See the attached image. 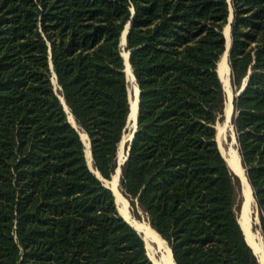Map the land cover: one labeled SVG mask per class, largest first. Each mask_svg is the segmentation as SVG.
I'll return each mask as SVG.
<instances>
[{
  "label": "trees",
  "instance_id": "16d2710c",
  "mask_svg": "<svg viewBox=\"0 0 264 264\" xmlns=\"http://www.w3.org/2000/svg\"><path fill=\"white\" fill-rule=\"evenodd\" d=\"M230 7L234 91L246 81L232 123L264 246V0H0V264H153L60 99L111 179L129 130L130 19L137 125L118 180L130 217L175 264H259L216 141Z\"/></svg>",
  "mask_w": 264,
  "mask_h": 264
},
{
  "label": "water",
  "instance_id": "95a60500",
  "mask_svg": "<svg viewBox=\"0 0 264 264\" xmlns=\"http://www.w3.org/2000/svg\"><path fill=\"white\" fill-rule=\"evenodd\" d=\"M228 1H230V0H228ZM232 18H233V11H232V7H230V13H229V16H228V19H227V22L229 23V26H230V28H229V34H230V41H229V43H228V40H227V37H226V34H225V31H224V28H223V36H224V39H225V49H226V47H227V54H228V57H229V54H230V51H231V22H232ZM131 24H132V20L130 19L127 23H126V25H125V27H124V29H123V31H122V33H121V37H120V44H121V46L123 45V49H124V45L126 44V35H127V32H128V29L130 28V26H131ZM122 35H124V39H123V41H122ZM227 43H228V46H227ZM125 51V50H124ZM225 51V50H224ZM126 53H127V62L129 63V60H128V58H129V50H127L126 51ZM121 55H122V57H123V60H124V65L126 66V60H125V58H124V55H123V53L121 52ZM228 61H229V59H228ZM218 64V63H217ZM130 65V64H129ZM131 67V66H130ZM230 67V66H229ZM124 69H125V73H126V76H127V72H126V67H124ZM131 71H132V68H131ZM231 71V70H230ZM132 74H133V72H132ZM218 74V73H217ZM54 78H55V75L53 74V81H54ZM220 79V78H219ZM127 80H128V83L130 82L131 83V81H130V79H129V77L127 76ZM133 80L135 81V78H134V75H133ZM220 81H221V79H220ZM136 83V82H135ZM245 85H246V81H244L243 82V84H242V86H241V88L240 89H238L236 92H235V94L234 95H232V108H233V111H232V115H231V117H230V120H231V129H232V132L234 133L233 135H234V142H235V144H236V150H237V154H238V158H239V162H240V164H241V167H242V169H243V173H244V176H245V178H246V182L248 183V185H249V188H250V190H251V196H252V199H253V202L255 203V200H254V197H253V192H252V188H251V186H250V184H249V182H248V179H247V176H246V169L242 166V163H241V160H240V155H239V151H238V145H237V138H236V135H235V132H234V128H233V123H232V120H233V118H234V98L236 97V96H238L243 90H244V88H245ZM136 87H137V94H136V96H135V93H134V91H133V88H132V86H131V90L129 89V102H130V109H129V113L131 112V109H132V103H131V101L132 100H134V98H136V109H135V117H129V114H128V118H127V124H128V122H130V121H132V124H133V126H132V130H131V132H130V136H128V138H127V141H128V144L126 145V149H125V152H124V154L122 155L123 157L121 158V159H119V155H118V153H117V158H116V163H117V166H116V169L118 168V170H119V173H118V180H119V176H120V166H121V164L123 163V161L125 160V158H126V156H127V154H128V149H129V143L131 142V140H132V138H133V136H134V133H135V130H136V122H137V109H138V94H139V90H138V86H137V84H136ZM60 99H61V102H62V104H63V106H64V108H65V112H66V115H67V120H68V122H70V124L79 132V135H80V138H81V140H82V142H83V144H84V147H85V140L87 139V143H88V148H89V159L87 158V156H86V154H85V158H86V161H87V164H88V166H89V168H91V170L96 174V176L98 177V178H100V180L103 182V184L107 187V188H109L111 191H112V188H111V185H110V179L109 180H107V179H104L103 177H101V175L99 174V172L97 171V170H94L93 168H92V158H91V151H90V141H89V138H88V136H87V134H86V138H83V137H81V134H80V131H82L80 128H79V126L75 123V121H74V118H73V116H72V114L70 113V110H69V108H68V106L66 105V103H65V101H64V98L63 97H60ZM225 100H226V98H225ZM224 113H225V111H224ZM70 115V117H71V119L69 118V115ZM124 135V134H123ZM123 140V136H122V139H121V141ZM121 141H120V143H121ZM216 141H217V138H216ZM217 145H218V143H217ZM119 146H120V144H119ZM220 150V149H219ZM118 152H119V148H118ZM220 152H221V150H220ZM228 153H229V150L228 151H225V152H221V154H222V156L224 157V159H225V161H226V163H227V165H228V167H229V169L231 170V172L234 174V175H236L237 177H238V179H239V181H240V183H241V192H242V201H241V204H240V207H239V210H238V212H237V220H238V222H239V224H240V227H241V229H242V232H243V234H244V237H245V240H246V242H247V244L251 247V249H252V251L254 252V254L256 255V257H257V260H258V262H259V264H264V258L263 257H261V253L259 252V250H253V247H252V245L250 244L251 243V241H250V239L249 240H247V238H246V231L244 230V228L241 226V222H240V219L241 218H243L244 216H247L246 217V219H244V221H245V223H248V224H246L247 226L246 227H248L251 231L253 230V228H251L250 227V223H249V221H250V215L252 214V212L255 214L256 213V222L259 220V216H258V209H257V206H256V203L254 204L255 205V210H251V206H250V203H246L245 201H247L246 200V195H245V191H244V183H243V180H242V178H241V173L239 172V171H235L230 165H229V162L227 161L228 160ZM116 169H115V171H116ZM117 185H118V181H117ZM113 192V191H112ZM113 195H114V193H113ZM114 201H115V204H116V207H117V210H118V212H119V214L121 215V217L122 218H124L141 236H142V238H143V241H144V244H145V248H146V243H151L152 245H155L156 247H158L157 245H156V242L153 240V239H151L146 233H145V231L143 230V229H141V228H139V227H137L136 226V224L134 223V222H132V221H130V220H128V219H126L124 216H123V214L119 211V204L117 203V201L115 200V196H114ZM245 204L247 205L246 207H245ZM150 225V224H149ZM257 232L259 233V235H260V240H261V249H262V251L264 252V246H263V241H262V236H261V234H260V231L259 230H257ZM161 237V236H160ZM167 243V242H166ZM158 248H160V247H158ZM161 249V248H160ZM163 253V252H162ZM146 254H147V256L149 257V259L152 261V263L153 264H164L163 263V261H162V258H161V256H162V254L160 255V257H159V259H152L150 256H149V254H148V252L146 251ZM175 264V263H174Z\"/></svg>",
  "mask_w": 264,
  "mask_h": 264
},
{
  "label": "bare ground",
  "instance_id": "6f19581e",
  "mask_svg": "<svg viewBox=\"0 0 264 264\" xmlns=\"http://www.w3.org/2000/svg\"><path fill=\"white\" fill-rule=\"evenodd\" d=\"M226 32V31H225ZM226 37L227 39L230 41V34L228 35V31L226 33ZM122 41L124 39V35H122ZM123 53V52H122ZM227 53H223V55H221L220 59L218 60V64H217V73H218V76L219 78L221 79V82L225 83V85L227 84L228 85V79H229V75H230V67H229V64H228V58H227ZM124 55V58L126 60V72H127V76L129 77L130 81H131V86L133 88V91L135 93V96L137 94V87H136V84L133 80V74H132V71H131V67L129 65V63L127 62V53L126 51L123 53ZM226 85V86H227ZM232 97V96H231ZM132 103V109H131V112L129 113V117H135V109H136V98H134V100L131 101ZM231 98H230V92H229V95H228V99L226 100V103H225V116L226 118L228 119L229 116H230V113L232 115V112H231ZM232 111H233V108H232ZM69 115V114H68ZM231 117V116H230ZM69 118L71 119L70 115H69ZM227 124V123H226ZM224 126H225V123H224ZM219 128V127H218ZM217 128V129H218ZM224 128V127H223ZM221 127L219 128V131H216L217 132H222L220 131ZM224 130V129H222ZM80 134H81V137L83 138H86V133L84 131H80ZM218 135V134H217ZM220 136V135H219ZM235 141V140H234ZM219 144V143H218ZM220 145V144H219ZM221 148V147H220ZM222 150V149H221ZM85 151H86V156L87 158L89 159V148H88V143H87V139L85 140ZM237 151V150H236ZM222 152V151H221ZM229 162V165L236 171H239L241 173V178L243 180V183H244V191H245V195H246V200L245 201L247 204L250 203V206H251V202L253 201L252 199V196H251V190L249 188V185L248 183L246 182V178L244 176V173H243V169L241 167V164L239 162V158H238V154L236 153H233L231 155L228 156V160ZM118 173H119V170H117V177L116 175L110 180V185H111V188H112V191L114 193V196H115V200L117 201V203L119 204V211L123 214V216L134 222L136 224L137 227L143 229L144 231L148 232L149 233V236H151L150 238L153 239L155 242L156 240L159 241V243H165L164 240H162L160 238L159 235H157V232H155L151 227L150 225L148 224V222H139V221H136L134 219H132L129 215H128V212H127V209H126V205L124 203V200H123V197L122 195L120 194L119 192V189H118V185H117V181H118ZM254 203V202H253ZM247 205L245 204V207ZM255 206V205H254ZM247 216H244L243 218L240 219V222H241V226L244 228V230L246 231V238L247 240L250 239L251 241V245L253 247V250H259V252L261 253V257L264 258V252L262 251L261 249V240H260V235L258 233L257 236H255L252 231L246 227L247 225L243 224V221L244 219H246ZM248 224V223H246ZM257 237V238H256ZM156 245H157V242H156ZM166 253H162V261L164 264H174V261H173V258H172V253H171V249L166 247Z\"/></svg>",
  "mask_w": 264,
  "mask_h": 264
},
{
  "label": "rangeland",
  "instance_id": "374dc122",
  "mask_svg": "<svg viewBox=\"0 0 264 264\" xmlns=\"http://www.w3.org/2000/svg\"><path fill=\"white\" fill-rule=\"evenodd\" d=\"M229 28H230V26H229V23L227 22V24L224 26V31H226L225 32V34L227 33V31H228V35H229ZM228 40V39H227ZM228 43H229V40H228ZM228 43H227V46H228ZM122 52L124 53L125 51H124V49H123V45H122ZM227 53V47H226V49H225V51L223 52V53ZM223 55V54H222ZM227 55V58H228V54H226ZM229 81H228V85L226 86L225 85V83H223L222 82V85H223V89H224V91H225V98H226V100L228 99V95H229V92H230V98H231V106H232V95H234L235 94V92L236 91H234V89H233V85H232V79H231V75H229V79H228ZM135 82V81H134ZM136 84V83H135ZM128 85H129V89L131 90V83L129 82L128 83ZM231 112H232V108H231ZM230 116H231V113H230ZM230 116H229V118L227 119L226 118V116H225V113H224V115H223V117L221 118V120L220 121H217V123H216V131H219V128L221 127V129H220V131H222V132H217L216 133V138H217V143H219L218 144V147H219V149L222 151V153L223 152H225V151H228L229 150V153H228V156L229 155H231V154H233V153H236L237 154V151H236V144H235V142H234V135H233V133H232V129H231V120H230ZM224 123H225V126H224ZM227 123V124H226ZM132 126H133V124H132V121H130V122H128V124H127V127L129 128V130H127L125 133H124V135H123V140L121 141V143H120V146H119V152H118V155H119V159H121L123 156V154H124V152H125V147H126V145L128 144V141H127V138H128V136H130V132H131V130H132ZM219 127V128H218ZM224 127V128H223ZM218 128V129H217ZM222 129H224V130H222ZM218 134V135H217ZM220 135V136H219ZM221 147V148H220ZM85 154H86V151H85ZM116 175V177H117V171L115 172V174L112 176V178L114 177ZM111 178V179H112ZM110 179V180H111ZM120 192V191H119ZM122 195V194H121ZM123 196V195H122ZM123 198H124V196H123ZM124 201H125V203H126V200H125V198H124ZM126 206H127V204H126ZM120 207V206H119ZM129 211H130V213H131V215L134 217V215H133V212H132V208H131V206H130V203H129ZM251 210H255V206H254V203H253V201L251 202ZM127 212H128V209H127ZM128 215H129V212H128ZM130 216V215H129ZM135 219H137L136 217H134ZM138 220H141V221H139V222H144L145 220L144 219H138ZM137 221V220H136ZM145 222H147V221H145ZM249 223H250V227L251 228H253V230H252V233L255 235V236H257L258 235V232H257V230H259L258 229V221L256 222V213L254 214L253 212H252V214L250 215V221H249ZM243 224H245L246 225V223H245V221H243ZM156 232V231H155ZM145 233L149 236V233L148 232H146L145 231ZM158 234V233H157ZM149 237H151V236H149ZM257 238V237H256ZM162 239V238H161ZM163 240V239H162ZM156 242H157V246L158 247H160V248H158V247H156L155 245H152L151 243H146V251L148 252V254H149V256L152 258V259H159V257H160V255L162 254V252L163 253H166V247H168V245L166 244V243H159V241L158 240H156ZM169 248V247H168Z\"/></svg>",
  "mask_w": 264,
  "mask_h": 264
}]
</instances>
